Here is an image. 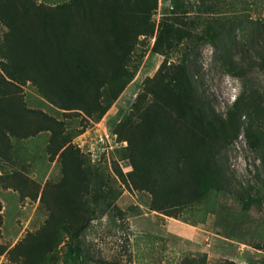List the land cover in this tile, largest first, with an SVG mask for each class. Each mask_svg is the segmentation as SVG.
<instances>
[{
	"label": "rangeland",
	"instance_id": "rangeland-1",
	"mask_svg": "<svg viewBox=\"0 0 264 264\" xmlns=\"http://www.w3.org/2000/svg\"><path fill=\"white\" fill-rule=\"evenodd\" d=\"M31 1L40 9L81 12L74 30L83 44L112 31L108 34L127 45L125 68L133 75L125 79L118 70L107 74L111 81L98 97L92 103L85 97L94 111L89 105L59 108L32 81H13L25 109L63 122L95 178L88 192L67 189L59 152L50 157L46 150L48 131L24 138L6 133L0 149V264L10 263L14 245L37 231L51 212L80 232L77 240L90 259L87 264H264L262 153L248 144L244 129L223 152L231 192L211 191L175 216L151 210L149 193L129 188L117 173L125 176L131 166L123 157L126 141L115 132L136 97L141 96L142 108L156 99L152 92L166 84L183 57L197 84L196 97L205 102L202 108H210L205 119L225 120L226 109L242 93L244 105L257 107L254 121H262L264 128V0ZM105 4L114 6L110 13ZM164 18L172 46L155 52L152 45ZM7 31L0 20V39ZM227 59L240 68L229 70L223 65ZM244 188L263 197L244 208L235 192ZM67 242L65 234L48 264H63Z\"/></svg>",
	"mask_w": 264,
	"mask_h": 264
},
{
	"label": "trees",
	"instance_id": "trees-1",
	"mask_svg": "<svg viewBox=\"0 0 264 264\" xmlns=\"http://www.w3.org/2000/svg\"><path fill=\"white\" fill-rule=\"evenodd\" d=\"M103 6L109 13L114 7ZM72 9L52 11L35 7L31 0H0V20L8 28L0 39V149H4L6 133L24 138L48 131L46 150L50 157L59 152L67 189L81 188L88 192L95 176L87 168L79 148L71 142V133L61 120L40 110L25 109L13 85V81L27 79L59 108L82 109L89 105L94 111L95 106L90 103L95 95L98 97L99 89L110 83L107 77L110 73L118 70V76L125 73V79L133 75V71L127 72L125 68L127 45L116 40V34H108L112 31L83 44L80 33L74 30L81 12ZM166 20L158 25L152 45L155 52L172 46ZM113 24L114 21L111 30L116 29ZM233 61L227 59L223 65L229 70L240 68L228 65ZM261 61L264 65V57ZM113 76L117 78V74ZM168 79L166 84L158 81L161 88L152 92L156 99L146 107L142 108L141 96L136 97L130 115L117 125L115 132L126 141L123 157L131 166L125 176L119 170L117 173L129 188L149 193L151 210L175 216L182 208L202 202L211 191L231 192L223 152L241 129L248 144L258 146L262 153L264 173V128L262 121H254L259 117L257 107L244 105L242 93L226 109L225 120L205 119L210 116L205 110L210 108L205 105L202 108L205 102L196 97L197 84L184 57ZM235 192L244 208L263 197L260 192L251 194L249 188ZM74 229L55 213H49L37 231L26 234L14 245L10 263L5 264H48L55 259L65 234L68 242L62 254L63 264H87L90 259L77 240L80 232L76 229L71 232Z\"/></svg>",
	"mask_w": 264,
	"mask_h": 264
}]
</instances>
